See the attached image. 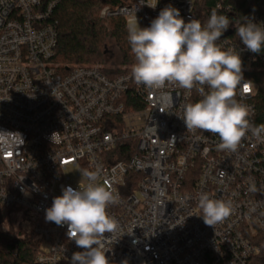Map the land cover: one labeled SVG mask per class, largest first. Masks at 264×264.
<instances>
[{
    "label": "built area",
    "instance_id": "2783aa9c",
    "mask_svg": "<svg viewBox=\"0 0 264 264\" xmlns=\"http://www.w3.org/2000/svg\"><path fill=\"white\" fill-rule=\"evenodd\" d=\"M59 1L0 0V218L17 208L31 220L39 245L33 264H71L84 251L67 237V225L45 220L64 187L87 183L82 170H99L119 197L108 209L119 225L104 242L110 264H255L264 237V143L248 133L236 151H221L218 136L187 130L183 106L201 99L206 86L152 89L131 71L57 63ZM236 1L158 0L152 8L155 0H129L100 16H136L143 28L168 5L186 22L201 21L207 4L210 14L229 17L219 43L239 52L249 80L264 71V51H248L236 35ZM248 19L264 27L259 14ZM256 95L251 82L236 99L259 125ZM202 193L230 202L229 217L206 225Z\"/></svg>",
    "mask_w": 264,
    "mask_h": 264
},
{
    "label": "clouds",
    "instance_id": "9594fccd",
    "mask_svg": "<svg viewBox=\"0 0 264 264\" xmlns=\"http://www.w3.org/2000/svg\"><path fill=\"white\" fill-rule=\"evenodd\" d=\"M155 3L148 5L155 8ZM230 24L228 16L213 10L205 23L185 21L178 8L164 7L151 21L140 27L137 17L126 21L127 40L134 55L131 75L137 84L159 89L172 83L185 90L206 86L202 98L183 106L187 130L203 131L219 137L218 149L234 152L248 133L264 143V124L250 120L252 109L236 99L237 90L246 93L251 81L245 80L242 59L235 48H225L220 37ZM248 51H264V27L246 18L236 31ZM247 89V90H246ZM56 133L52 134V139ZM5 147H10L5 143ZM87 183L74 189L66 186L53 198L45 220L57 226L67 225V237L77 247L71 264H110L105 241L118 230V221L109 207L118 203V194L100 181L99 170H82ZM198 206L206 225L213 226L231 214L232 204L202 193ZM110 234V236H106Z\"/></svg>",
    "mask_w": 264,
    "mask_h": 264
},
{
    "label": "trees",
    "instance_id": "16d2710c",
    "mask_svg": "<svg viewBox=\"0 0 264 264\" xmlns=\"http://www.w3.org/2000/svg\"><path fill=\"white\" fill-rule=\"evenodd\" d=\"M51 0H42L47 5ZM209 1V5L214 0ZM238 20L242 22L251 14L264 18V0H237ZM129 0H60L54 10L58 28V45L55 61L65 66L104 63L108 52V41L112 40L120 52V64L133 65L134 55L127 40L126 20L121 17L103 19L100 14L105 7L116 8L128 5ZM206 4L201 10V21L210 16ZM237 10V9H236ZM209 11V14H208ZM247 78L256 86L253 100L260 123L264 122V71H254ZM0 218V222L4 219ZM261 253L255 264H264V237L259 240ZM17 249V255L13 251ZM39 251L38 243L31 238H20L13 234H0V260L4 264H33Z\"/></svg>",
    "mask_w": 264,
    "mask_h": 264
},
{
    "label": "rangeland",
    "instance_id": "374dc122",
    "mask_svg": "<svg viewBox=\"0 0 264 264\" xmlns=\"http://www.w3.org/2000/svg\"><path fill=\"white\" fill-rule=\"evenodd\" d=\"M139 23V26L142 27L141 23ZM108 52L105 55V62L104 63H96V64H90V65H97V66H103L107 72H122V71H131L132 65H122L120 64V52L118 48L115 46L114 41L109 40L108 41ZM76 173V172H75ZM73 181H75L74 176H72ZM16 209H13L12 215H6L4 219L1 221L3 223V228L5 232L2 231V227L0 226V234H13L16 237L20 238H31L33 240L36 239L35 235L33 234L32 230L34 226H32L31 220L26 217L25 214H21L16 211ZM1 225V224H0Z\"/></svg>",
    "mask_w": 264,
    "mask_h": 264
},
{
    "label": "snow or ice",
    "instance_id": "6c2138e0",
    "mask_svg": "<svg viewBox=\"0 0 264 264\" xmlns=\"http://www.w3.org/2000/svg\"><path fill=\"white\" fill-rule=\"evenodd\" d=\"M247 90V89H246Z\"/></svg>",
    "mask_w": 264,
    "mask_h": 264
}]
</instances>
